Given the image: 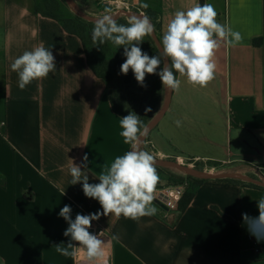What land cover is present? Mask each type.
Segmentation results:
<instances>
[{
	"label": "crops",
	"instance_id": "obj_1",
	"mask_svg": "<svg viewBox=\"0 0 264 264\" xmlns=\"http://www.w3.org/2000/svg\"><path fill=\"white\" fill-rule=\"evenodd\" d=\"M143 3L158 18L160 41L176 11L205 3L243 40L220 42L215 78L206 87L175 74L180 88L142 150L155 159L210 162L228 171L264 165V0L135 2L141 9ZM41 43L52 51L56 70L20 90L10 65ZM121 118L81 39L38 13L35 0H0V264H87L83 254L57 251L71 239L59 212L70 206L74 220L103 211L84 195L82 183L71 184L70 167L81 166L89 183H99L114 158L132 150L120 135ZM261 198L262 189L206 180L183 201L181 213L154 204V216L101 215L91 228L105 231L104 264H264V240L258 242L242 219L243 213L259 215Z\"/></svg>",
	"mask_w": 264,
	"mask_h": 264
},
{
	"label": "clouds",
	"instance_id": "obj_2",
	"mask_svg": "<svg viewBox=\"0 0 264 264\" xmlns=\"http://www.w3.org/2000/svg\"><path fill=\"white\" fill-rule=\"evenodd\" d=\"M141 7L147 9L149 5L143 3ZM217 15L214 6L208 3L176 11L160 41L162 55L170 60V64L162 67L158 73L160 56L150 57L139 47L144 37L155 31V25L147 14L130 16L125 25L118 24L111 9L105 8L95 21L91 38L94 44L110 41L116 46H124L126 59L120 73L126 75L131 69L141 86H145L146 74H158L165 89L179 90L181 80L175 75L178 73L186 78L188 84L203 88L215 78L217 65L214 57L220 42L236 46L243 40L240 32L219 23ZM10 67L18 74L19 89L24 90L32 81L46 78L55 71L56 63L52 51L41 43L15 58ZM145 111L149 112L151 108ZM175 124L180 127L182 122L177 120ZM120 127L124 143L130 144L132 150L115 157L97 177L99 183H89V177L83 173L81 166L72 163L70 167L71 184L82 183L84 195L96 199L103 211L89 215L78 213L74 220L71 219L70 206L65 205L59 212V216L69 225L64 236L71 239L66 247L60 246L63 243L58 245L57 251L73 257L83 254L87 264H104L105 257V242L100 238L103 231L91 233L92 221L99 220L101 215L138 220L158 212L153 202L160 176L154 155L139 147L140 137L146 134L142 121L136 113L130 112L120 119ZM83 160H88L87 155ZM257 207V217L243 213L242 219L250 234L259 242L264 240V198L257 201ZM112 239L118 237L113 236Z\"/></svg>",
	"mask_w": 264,
	"mask_h": 264
},
{
	"label": "trees",
	"instance_id": "obj_3",
	"mask_svg": "<svg viewBox=\"0 0 264 264\" xmlns=\"http://www.w3.org/2000/svg\"><path fill=\"white\" fill-rule=\"evenodd\" d=\"M141 10L145 12L151 18V22L155 25V30L158 35L161 30V25L158 21L156 14L144 8H142ZM36 11L38 13H41L37 7H36ZM43 15L45 17H49L51 19L57 20L58 22L61 23V25L63 26L66 32L76 35L79 39H81L89 66L91 67L95 75L106 83L108 88H110L111 86V78L113 74H117V75L119 74L123 78V83L125 85L131 86V88L132 87L134 88L135 86L134 82H136V79L131 69L126 75L120 73V67L125 62L124 59L118 58V59L113 60V62H111L106 58H103L101 56H96L95 55L96 49L90 48L91 43L89 44V41H91V39L89 40L88 37H86L85 31L89 29L92 32L94 28V23L87 22L82 18H77V19L61 18L52 13H45ZM149 37L152 42V50L150 53V57L158 55L161 58V66L157 69V73H158L163 67V61L151 36ZM106 44L107 42H105L104 44H99V46L100 48H102L106 46ZM154 76L157 78L156 82L152 83L149 89H147L145 85V86H141L139 88V91H134V90L129 91L127 89V93H122L121 90L118 89L117 87L116 88L112 87L108 91V95H109V99H110L113 111L122 118L128 115L130 112L136 113L140 117V120L142 121L143 129L156 115V113L158 112L160 108L161 101L163 99L162 93L160 91V82H161L160 77L158 74H155ZM148 92L149 94H147ZM146 101L148 102V105H146L147 103L145 104ZM146 108H151V111L146 112L145 111ZM156 168L159 169V167H156ZM177 178H181V177H177ZM187 179L191 181L192 186H191L190 191L187 189L184 195V198L181 201V210H183V207H184L183 201H185V204L190 202V200L194 196L197 186L206 181V180H201V179L188 176V175H187ZM224 181L264 190L263 187H259L253 184L239 181V180L227 179ZM182 183H177L174 185H179ZM188 184L189 186L191 185L189 182Z\"/></svg>",
	"mask_w": 264,
	"mask_h": 264
},
{
	"label": "rangeland",
	"instance_id": "obj_4",
	"mask_svg": "<svg viewBox=\"0 0 264 264\" xmlns=\"http://www.w3.org/2000/svg\"><path fill=\"white\" fill-rule=\"evenodd\" d=\"M79 7L81 8L82 12L90 15L91 17L97 18L101 13V11H104L105 8H99L89 0H75ZM134 2H137V0H133ZM35 5L38 8V10L45 14V13H52L54 15H57L61 18H70V19H77L81 18L74 8H72L66 0H35ZM128 11V10H125ZM129 12L132 13H145L141 10L139 6H136L134 8H130ZM146 14V13H145ZM116 15V14H113ZM128 16L125 15L124 13L122 16L117 20L118 24H127ZM86 37L91 41H89L90 48H94L95 50V55L96 56H101L103 58L108 59L109 61L113 62L115 59H124L125 61V56H124V46H116L110 41L107 42L106 46L100 48L99 44H94L92 41V32L87 29L85 31ZM141 47L143 52H146L149 56L152 50V42L149 36L144 37V41L139 45ZM155 74H146L144 85H146L147 89L152 85V83L156 82V77L154 76ZM135 86L134 88L131 86H127L123 83V78L118 74H113L111 78V86L108 88V91L114 87L118 88L121 90L122 93H127V89L129 91H139V88L141 85L136 81L134 82ZM164 87L162 85V82H160V91L162 93V98L164 99ZM145 91V90H144ZM144 93V92H143ZM149 94V92L147 93ZM149 96V95H148ZM160 104V108L162 106V102ZM148 101V100H147ZM145 102L146 105H148V102ZM159 108V109H160ZM154 118V117H153ZM185 165H189L192 167L196 172L200 173H217V172H230V173H241L243 175L250 176L255 179H260L264 181V165H256V166H251L247 167L241 171H228L225 170L224 167L217 165L215 163H210V162H194V161H187L183 163ZM159 176H160V184L164 185H174L177 183H182V182H189L191 184V181L187 179V175L176 170L173 168L169 167H159L157 169ZM181 177V178H177ZM191 186H188V190H191Z\"/></svg>",
	"mask_w": 264,
	"mask_h": 264
},
{
	"label": "water",
	"instance_id": "obj_5",
	"mask_svg": "<svg viewBox=\"0 0 264 264\" xmlns=\"http://www.w3.org/2000/svg\"><path fill=\"white\" fill-rule=\"evenodd\" d=\"M66 2L75 10H77L79 16L84 19L87 22L90 23H94L97 18L95 17H91L90 15H87L85 13L82 12L81 8L79 7V5L77 4V2L75 0H66ZM122 13H124L125 15H127L128 17L130 16H139L141 15V13H132L129 11H119L118 13H116V15H114L117 20L122 16ZM153 42L155 43L161 57H162V61H163V67L167 66L168 64H170V60H168V58L164 57L162 55V45L160 44V40L158 38L157 32L156 30L154 31V33L152 35H150ZM173 90L170 89H164V103L161 106V108L158 110V112L156 113V115L154 116V118L145 126L144 130L146 132V134L142 137H140V144L139 147L142 149V147L146 144L147 141V137L149 136V134L151 133V131L157 126L158 122L160 121V119L162 118L163 114L165 113V111L167 110L169 104H170V100H171V96H172ZM155 166L156 167H169V168H173L176 169L188 176H192L201 180H227V179H232V180H239L242 182H246L249 184H253L259 187H263L264 188V181L260 180V179H255L252 178L250 176L247 175H243L241 173H230V172H217V173H213V172H209V173H200V172H196L192 167H190L189 165H185L182 164L178 161H173V160H166V159H155Z\"/></svg>",
	"mask_w": 264,
	"mask_h": 264
},
{
	"label": "built area",
	"instance_id": "obj_6",
	"mask_svg": "<svg viewBox=\"0 0 264 264\" xmlns=\"http://www.w3.org/2000/svg\"><path fill=\"white\" fill-rule=\"evenodd\" d=\"M99 8H110L112 14H116L119 11H125L130 8L136 7V4L133 0H89ZM104 11H101L103 13ZM123 14V13H122ZM3 126V123H1ZM189 184L188 182H183L179 185H167L163 186L155 192L154 204L165 210L168 213H181V201L184 198V195L187 191ZM93 233L99 234L103 231L102 229L90 228ZM253 239V237H249Z\"/></svg>",
	"mask_w": 264,
	"mask_h": 264
}]
</instances>
